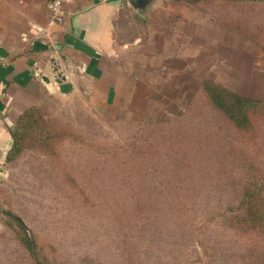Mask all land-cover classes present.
<instances>
[{
	"label": "rangeland",
	"instance_id": "obj_1",
	"mask_svg": "<svg viewBox=\"0 0 264 264\" xmlns=\"http://www.w3.org/2000/svg\"><path fill=\"white\" fill-rule=\"evenodd\" d=\"M117 26L121 43L143 41L119 57L135 55V82L108 103L44 91L37 105L80 139L59 160L27 149L0 164V264H36L5 210L49 264H264V188L261 219L239 217L248 184L264 183V121L248 142L200 90L210 79L264 98V5L160 0Z\"/></svg>",
	"mask_w": 264,
	"mask_h": 264
},
{
	"label": "crops",
	"instance_id": "obj_2",
	"mask_svg": "<svg viewBox=\"0 0 264 264\" xmlns=\"http://www.w3.org/2000/svg\"><path fill=\"white\" fill-rule=\"evenodd\" d=\"M49 2L0 0V164L7 161L13 145L11 130L17 116L39 104L44 91L62 93L53 79L55 68L73 85L70 93H62L68 97L84 90L108 103L118 88L135 82V55L126 68L119 67V57L143 44L117 39L118 22L125 10L133 8L128 0H74L66 6L64 23L56 28H49Z\"/></svg>",
	"mask_w": 264,
	"mask_h": 264
},
{
	"label": "trees",
	"instance_id": "obj_3",
	"mask_svg": "<svg viewBox=\"0 0 264 264\" xmlns=\"http://www.w3.org/2000/svg\"><path fill=\"white\" fill-rule=\"evenodd\" d=\"M194 5H211L223 2L232 6L246 7L254 4L264 5V0H179ZM238 31L253 37L250 30L242 27L234 20H228ZM254 38V37H253ZM201 93L209 104L217 110L236 130L241 132L245 140L255 142L258 136L257 124L264 121V98H256L241 94L218 81L206 79L200 84ZM46 105L27 107L15 120L11 130L13 145L8 153L7 161L16 160L27 149H35L47 156L59 160L60 150L66 138L80 139V134L72 127L61 125V121L52 116ZM263 183V182H261ZM261 186L248 184L242 202L245 204L246 214L239 216L243 224L254 225L257 215L252 211L255 208V199L262 193ZM13 222L19 240L23 243L36 264H49L41 258V243L38 236L29 228L25 220L12 210L3 211Z\"/></svg>",
	"mask_w": 264,
	"mask_h": 264
},
{
	"label": "water",
	"instance_id": "obj_4",
	"mask_svg": "<svg viewBox=\"0 0 264 264\" xmlns=\"http://www.w3.org/2000/svg\"><path fill=\"white\" fill-rule=\"evenodd\" d=\"M128 1L131 3L133 8L137 10V12L140 15L145 16L149 11L150 6L153 5L156 0H128ZM54 72L56 74L53 79L55 80L56 83L59 84L60 91L65 94L70 93L73 90L72 83L68 82L66 76L62 72H58V68H55ZM42 79L47 83L50 82V78L46 75L42 76Z\"/></svg>",
	"mask_w": 264,
	"mask_h": 264
},
{
	"label": "built area",
	"instance_id": "obj_5",
	"mask_svg": "<svg viewBox=\"0 0 264 264\" xmlns=\"http://www.w3.org/2000/svg\"><path fill=\"white\" fill-rule=\"evenodd\" d=\"M74 0H50V21L49 28H56L64 23L66 19V6L73 3Z\"/></svg>",
	"mask_w": 264,
	"mask_h": 264
}]
</instances>
